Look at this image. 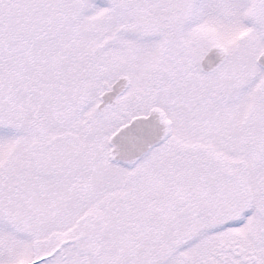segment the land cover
I'll return each instance as SVG.
<instances>
[{
	"label": "snow or ice",
	"instance_id": "6c2138e0",
	"mask_svg": "<svg viewBox=\"0 0 264 264\" xmlns=\"http://www.w3.org/2000/svg\"><path fill=\"white\" fill-rule=\"evenodd\" d=\"M0 264H264V0H0Z\"/></svg>",
	"mask_w": 264,
	"mask_h": 264
}]
</instances>
